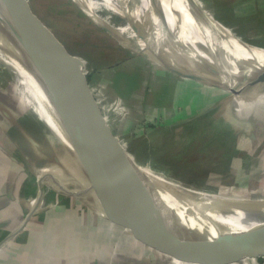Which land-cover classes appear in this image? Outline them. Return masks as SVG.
Returning <instances> with one entry per match:
<instances>
[{
  "label": "rangeland",
  "instance_id": "1",
  "mask_svg": "<svg viewBox=\"0 0 264 264\" xmlns=\"http://www.w3.org/2000/svg\"><path fill=\"white\" fill-rule=\"evenodd\" d=\"M79 1L111 34L72 0L0 5L73 63L91 92L101 91L94 99L109 107L98 106L102 115L107 111V127L137 165L174 188L264 199V82L254 83L264 72L259 11L240 0H177L173 14L174 0ZM172 67L210 84L181 80ZM35 109L16 80L0 73V138L10 137L12 150L46 179L44 194L68 196L75 182L62 165L73 157L63 140L35 122ZM75 193L73 200L86 203ZM89 209L96 218V208Z\"/></svg>",
  "mask_w": 264,
  "mask_h": 264
},
{
  "label": "water",
  "instance_id": "2",
  "mask_svg": "<svg viewBox=\"0 0 264 264\" xmlns=\"http://www.w3.org/2000/svg\"><path fill=\"white\" fill-rule=\"evenodd\" d=\"M72 1L95 24L111 34V29L99 21L87 5L79 0ZM133 30L138 39H141L134 27ZM0 32L92 150V153H88L87 150L84 152L83 148L80 149L76 161L81 175L98 197L72 178L75 182L73 189L83 196L85 205L102 208L108 217L100 216L148 245L158 248L170 258L183 257L189 261H195L198 257L217 261L264 259V227L233 232L220 228L212 231L201 225L187 228L179 224L181 222H177L171 210H164L157 202L141 167L111 134L87 81L76 66L1 5ZM169 70L181 79L210 84L200 74L179 67ZM262 81L264 82V72L254 83ZM182 123L184 121L180 122ZM42 183L43 180L39 177V194L31 206L29 216L39 212L44 196ZM111 188L115 191L116 200L123 211L120 214L108 210L106 194ZM75 190L69 191L68 196L59 195L75 198Z\"/></svg>",
  "mask_w": 264,
  "mask_h": 264
},
{
  "label": "crops",
  "instance_id": "3",
  "mask_svg": "<svg viewBox=\"0 0 264 264\" xmlns=\"http://www.w3.org/2000/svg\"><path fill=\"white\" fill-rule=\"evenodd\" d=\"M241 2L264 20V0ZM12 141L5 134L0 138V264H264V259L167 257L99 214L95 218L81 201L56 193L44 194L39 212L29 216L39 177L12 150Z\"/></svg>",
  "mask_w": 264,
  "mask_h": 264
},
{
  "label": "bare ground",
  "instance_id": "4",
  "mask_svg": "<svg viewBox=\"0 0 264 264\" xmlns=\"http://www.w3.org/2000/svg\"><path fill=\"white\" fill-rule=\"evenodd\" d=\"M174 1L173 6L170 7L172 14L175 4L178 3L177 0ZM179 17L183 20V14L179 15ZM190 27L189 29L188 27L183 28H186V32H190H187L188 34L194 35L195 32H193ZM5 39L6 37L0 32L1 75L6 74L8 77H13L25 90L36 105L33 115L35 122L38 125H43L45 129L50 130L51 133L63 140L64 145L73 157V160L62 165L64 170L75 179L79 185L88 189L92 194L93 189L90 188L87 180L81 175L80 168L76 161L80 149L83 148V151L85 152L87 150L88 153H92V150L89 149V146L80 137L29 66L21 60L13 48L7 44ZM139 42L143 43L141 40H139ZM56 169L57 168H52L48 171L49 173L45 174L47 177H50L51 171H56ZM148 170L147 167H141V172L151 185L157 202L161 204L164 210H171L177 222H181L179 224L187 228L201 225L212 231L216 228H220L233 232H245L264 227V199L262 198H229L189 187L177 186L174 188L164 182L160 176L153 173L151 174ZM44 181H46V179H44L43 182ZM93 194L98 197L97 194ZM233 195L235 196V194ZM106 197L108 210L110 212L115 214L123 212L116 200L115 191L112 188L109 190V193L106 194ZM96 211L99 215L105 214L102 208H96Z\"/></svg>",
  "mask_w": 264,
  "mask_h": 264
},
{
  "label": "built area",
  "instance_id": "5",
  "mask_svg": "<svg viewBox=\"0 0 264 264\" xmlns=\"http://www.w3.org/2000/svg\"><path fill=\"white\" fill-rule=\"evenodd\" d=\"M93 87H91L90 89H92ZM96 89V88H95ZM92 95H93V97L95 98V96L96 97H101L102 96V93H101V91L100 90H98V89H96V91H92ZM95 101H96V103H97V105L99 106V107H107V110H109V107L108 106H106V105H102V102L103 101H100L99 99H95ZM115 102L116 103H113V105H115L116 106V114H120V116H122L123 115V111L125 110L124 109V107H122L121 106V104H120V100H115ZM119 105V106H118ZM106 112L107 111H105L104 112V114H103V117H104V115L106 114ZM124 118V117H123Z\"/></svg>",
  "mask_w": 264,
  "mask_h": 264
},
{
  "label": "trees",
  "instance_id": "6",
  "mask_svg": "<svg viewBox=\"0 0 264 264\" xmlns=\"http://www.w3.org/2000/svg\"><path fill=\"white\" fill-rule=\"evenodd\" d=\"M232 9H234L233 4H232V5H228L226 10H232ZM111 76H113V75H111ZM114 80H115V78L113 79V84H114L115 88L117 89V88L119 87V84H118V85H115ZM131 82H132V81H131ZM136 82H137V81H134L133 83H136ZM126 90H127V93H129L128 89H126Z\"/></svg>",
  "mask_w": 264,
  "mask_h": 264
}]
</instances>
